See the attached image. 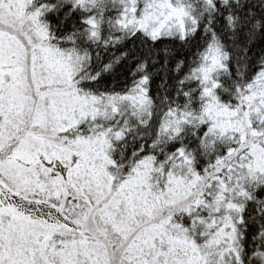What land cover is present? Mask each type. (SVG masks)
<instances>
[{
    "label": "snow or ice",
    "instance_id": "1",
    "mask_svg": "<svg viewBox=\"0 0 264 264\" xmlns=\"http://www.w3.org/2000/svg\"><path fill=\"white\" fill-rule=\"evenodd\" d=\"M0 264H264V0H0Z\"/></svg>",
    "mask_w": 264,
    "mask_h": 264
}]
</instances>
